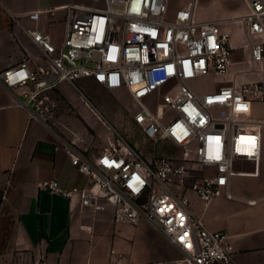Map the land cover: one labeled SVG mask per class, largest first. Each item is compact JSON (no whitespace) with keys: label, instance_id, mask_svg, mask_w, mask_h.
Here are the masks:
<instances>
[{"label":"built area","instance_id":"obj_1","mask_svg":"<svg viewBox=\"0 0 264 264\" xmlns=\"http://www.w3.org/2000/svg\"><path fill=\"white\" fill-rule=\"evenodd\" d=\"M66 7L65 30L54 40L41 24L51 9L26 14L21 27L38 46L30 58L0 70V82L21 92L33 112L55 105L48 91L69 82L104 124L103 113L78 84L89 78L126 89L136 104L132 121L153 143L175 153L148 154L120 135L118 145L88 153L76 138L63 145L83 186L62 187L56 178L40 186L98 210L111 205L115 220H145L181 250V264H238L227 231L212 230L194 208L216 198L264 208V193L244 195L235 176H258L264 153V120L241 115L246 102L264 101V78H246L264 63V0H243L245 10L201 17L199 0H95ZM174 5V6H173ZM111 57V58H110ZM222 79L202 87L200 79ZM252 162V168L238 160Z\"/></svg>","mask_w":264,"mask_h":264},{"label":"crops","instance_id":"obj_2","mask_svg":"<svg viewBox=\"0 0 264 264\" xmlns=\"http://www.w3.org/2000/svg\"><path fill=\"white\" fill-rule=\"evenodd\" d=\"M239 1L244 3L227 0L214 13H206L201 6L198 13L212 17L241 12L246 7L245 3L237 7ZM95 3L0 0V70L28 56L31 66L38 63V46L16 25L15 17L31 24L28 11L51 9L42 16L41 24L54 37L51 27L57 21L65 25L67 6ZM259 67L261 71L246 78H264V63ZM26 100L21 92L13 93L0 82V264H181V250L145 220L119 222L111 205L95 210L82 205L78 196L68 198L40 186V181L50 178H56L62 187L83 186L88 176L72 163L60 132L43 113L35 114ZM240 108L241 115L264 120V101L246 102ZM88 122L98 131L101 120L97 116ZM74 138L88 153L95 152L91 139ZM237 164L252 168V162L245 159ZM233 188L250 196L264 193V153L260 174L235 176ZM193 204L212 230L230 234L238 264H264L263 207L223 197L204 206L194 196Z\"/></svg>","mask_w":264,"mask_h":264},{"label":"rangeland","instance_id":"obj_3","mask_svg":"<svg viewBox=\"0 0 264 264\" xmlns=\"http://www.w3.org/2000/svg\"><path fill=\"white\" fill-rule=\"evenodd\" d=\"M102 1L99 0V3ZM177 1L175 0L174 3ZM226 3L227 0H199L198 12L202 6L206 13H214L219 5ZM235 4L239 8L244 7L242 1ZM64 30V22H55L51 27L53 39L60 40ZM219 79H222V76L202 77L200 86L206 87ZM78 81L84 92L103 113L108 125L101 121L98 123V131L95 126H91L88 119L96 115L84 105L79 91L69 82H63L60 87L48 92L56 102L53 107L43 112L47 121L63 138L91 139L92 146L97 152L113 142L118 145L117 139L122 135L130 144L148 154L175 153L172 145L162 141L153 143L142 135L139 126L132 121V111L136 108V104L126 89H109L89 78H80ZM63 85L65 88H62Z\"/></svg>","mask_w":264,"mask_h":264},{"label":"snow or ice","instance_id":"obj_4","mask_svg":"<svg viewBox=\"0 0 264 264\" xmlns=\"http://www.w3.org/2000/svg\"><path fill=\"white\" fill-rule=\"evenodd\" d=\"M111 58V57H110Z\"/></svg>","mask_w":264,"mask_h":264}]
</instances>
